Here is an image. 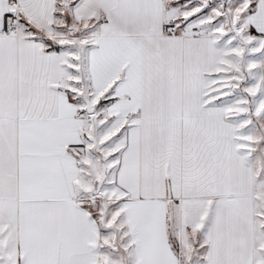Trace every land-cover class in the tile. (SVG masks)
Instances as JSON below:
<instances>
[{
	"label": "snow or ice",
	"instance_id": "snow-or-ice-1",
	"mask_svg": "<svg viewBox=\"0 0 264 264\" xmlns=\"http://www.w3.org/2000/svg\"><path fill=\"white\" fill-rule=\"evenodd\" d=\"M0 264H264V0H0Z\"/></svg>",
	"mask_w": 264,
	"mask_h": 264
}]
</instances>
